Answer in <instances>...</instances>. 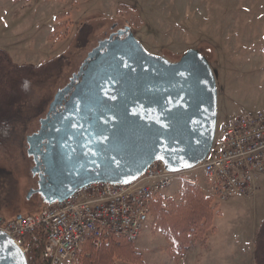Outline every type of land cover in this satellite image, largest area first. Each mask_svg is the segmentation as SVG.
<instances>
[{
	"label": "rangeland",
	"instance_id": "obj_1",
	"mask_svg": "<svg viewBox=\"0 0 264 264\" xmlns=\"http://www.w3.org/2000/svg\"><path fill=\"white\" fill-rule=\"evenodd\" d=\"M83 22L93 31L79 49L72 39ZM125 26L147 52L171 62L188 49L206 57L216 80L217 122L264 106V0H0V47L16 63L38 65L59 55L68 61L59 78L32 85L11 138L0 145V214L5 218L34 215L48 204L39 193L28 198L37 182L26 139L38 130L55 94L78 74L87 56L113 29ZM185 181L213 198L215 231L206 233L212 245L235 239L233 227H251L264 217V188L256 195L220 200L198 171L181 173L159 195L178 201ZM201 244L193 239L176 254L153 227L151 215L134 241L147 264H252L251 259L240 263L236 254L228 262L211 258L206 263ZM36 260L27 259L28 264Z\"/></svg>",
	"mask_w": 264,
	"mask_h": 264
},
{
	"label": "water",
	"instance_id": "obj_2",
	"mask_svg": "<svg viewBox=\"0 0 264 264\" xmlns=\"http://www.w3.org/2000/svg\"><path fill=\"white\" fill-rule=\"evenodd\" d=\"M217 99L214 73L198 50L171 62L147 52L128 26L116 30L27 137L38 175L28 198L39 193L50 204L91 183L130 184L155 161L171 172L194 168L211 150ZM0 264H28L2 230Z\"/></svg>",
	"mask_w": 264,
	"mask_h": 264
},
{
	"label": "built area",
	"instance_id": "obj_3",
	"mask_svg": "<svg viewBox=\"0 0 264 264\" xmlns=\"http://www.w3.org/2000/svg\"><path fill=\"white\" fill-rule=\"evenodd\" d=\"M188 171L200 172L220 200L253 194L256 180L264 177V108L217 122L210 152ZM183 172L168 171L155 161L130 184L91 183L34 215L9 220L0 214V230L27 257L21 239L40 229L44 244L32 264H75L87 241L95 246L110 237L134 242L150 218L153 200Z\"/></svg>",
	"mask_w": 264,
	"mask_h": 264
},
{
	"label": "trees",
	"instance_id": "obj_4",
	"mask_svg": "<svg viewBox=\"0 0 264 264\" xmlns=\"http://www.w3.org/2000/svg\"><path fill=\"white\" fill-rule=\"evenodd\" d=\"M93 27L83 22L72 39L75 48H84L89 42ZM68 61L64 56H53L38 65L16 63L10 53L0 47V145L12 136L16 122L23 114L32 85L59 78ZM178 201L171 197L156 196L152 202L151 220L176 254L187 248L193 239L206 246V233L213 232L214 212L212 197L204 195L188 181L182 183ZM27 245V257L38 258L44 244L40 229L22 237ZM254 264H264V218L259 222L253 249ZM30 264V263H29ZM75 264H147L134 242L125 238L110 237L95 246L87 241L79 250Z\"/></svg>",
	"mask_w": 264,
	"mask_h": 264
},
{
	"label": "crops",
	"instance_id": "obj_5",
	"mask_svg": "<svg viewBox=\"0 0 264 264\" xmlns=\"http://www.w3.org/2000/svg\"><path fill=\"white\" fill-rule=\"evenodd\" d=\"M262 107L264 108V106ZM262 107L258 108V110L263 109ZM261 178H258L256 180L255 182L256 189L254 193L251 195H256L257 192H261V190L264 188V181L260 180ZM263 201H264V194H263ZM261 220L257 221L258 223H255V225L251 227L249 226H243L241 228L233 227L232 233H235L236 238L225 239L226 241L224 243H221V245H216L217 242H215L214 245H212L210 244L209 241H207L206 246L200 247V249L203 250L204 257H206L205 259L206 263L210 262L211 258H213V262H222L224 258H227L225 259V262H228L229 259H232L234 254H236L237 260L240 261V263H248L249 259H251L252 264H254L253 261L254 237L257 226ZM228 233H230V231H228ZM232 241L236 242L234 246ZM238 243L241 245V248L238 245Z\"/></svg>",
	"mask_w": 264,
	"mask_h": 264
},
{
	"label": "flooded vegetation",
	"instance_id": "obj_6",
	"mask_svg": "<svg viewBox=\"0 0 264 264\" xmlns=\"http://www.w3.org/2000/svg\"><path fill=\"white\" fill-rule=\"evenodd\" d=\"M116 30H118V29H116V28H115V30L113 29V31L109 34V36H110L111 34H114ZM109 36H108V37H109ZM39 129H40V124H39V128H38V130H39ZM38 130H37V131H38ZM37 131H36V132H37ZM33 133H35V132H33ZM27 147H28V145H27ZM30 157H31V159H32V161H33V157H32V156H30ZM33 165H34V162H33ZM33 176H35V178H36V182H38V175L36 174V175H33ZM37 187H38V185H37L36 188H34L33 190H36Z\"/></svg>",
	"mask_w": 264,
	"mask_h": 264
}]
</instances>
